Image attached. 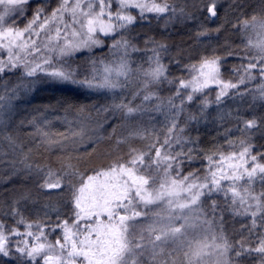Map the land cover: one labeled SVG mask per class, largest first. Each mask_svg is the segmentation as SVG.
Listing matches in <instances>:
<instances>
[{
  "label": "snow or ice",
  "instance_id": "1",
  "mask_svg": "<svg viewBox=\"0 0 264 264\" xmlns=\"http://www.w3.org/2000/svg\"><path fill=\"white\" fill-rule=\"evenodd\" d=\"M31 4L32 0H0V130L7 127L5 117L13 101L42 84L74 86L89 95L102 94L105 101L91 106L103 121L95 120L86 105L62 101L58 108L50 106L63 111L69 133L47 131L50 121L46 118L29 120L36 129L32 135L42 145L63 148L65 142L75 146L85 138L99 143L101 137L93 140L89 135L92 123L99 128L110 117H120L121 126L129 130L116 137V155L101 167H91L79 155L77 163H72L70 154L58 157L59 168L33 165L28 162L31 149L24 153L19 161L22 170L41 176L38 187L50 198L66 193L69 212L61 214L58 199L45 205L56 213L54 224L49 222V211L44 212L43 222H26L16 207L18 201L14 202L5 215L19 217L16 225H23L24 231L6 228L0 221V258L13 264H244L245 258H255V264H264V151H254L252 143L253 130L264 129V115L247 118L240 109L229 113L241 137L238 145L227 140V148L214 145L202 150L198 138L186 135V128L205 118L210 104H222L230 90H236L233 98L251 96L248 110L258 101L264 103V0L253 14H242L233 24L241 34L240 51L229 47L224 56L215 51L201 56L196 63L183 66L187 77L172 79L163 63L167 45L146 37L141 49L133 43L131 32L137 24L165 16V26L175 20H194L195 12L187 10V4L177 0H40L29 18ZM191 8L206 11L207 20L218 16L217 0H194ZM199 27L198 39L219 32L223 25L209 29L202 23ZM105 47L114 59L95 55V50ZM141 51L151 52L146 58L148 67L140 64L134 69L132 54ZM78 55L85 60L73 66ZM228 57L240 61L232 68L238 76L235 83L222 79L221 68ZM9 73H18V83L11 89L5 80ZM133 77L139 87L128 99L125 91ZM257 79L255 88L240 91L241 85ZM164 83L174 86L167 97L158 91ZM212 86L218 89L214 101L206 94ZM137 98L141 103H134ZM153 100L156 103L149 107ZM192 106L196 111L190 110ZM152 113L164 118L159 129ZM2 138L13 150L21 147L11 134ZM137 139L143 147L134 145ZM122 145L126 152H120ZM85 153L91 155L87 149ZM198 161H203L200 168L184 171ZM81 163L86 165L83 170ZM11 164L15 170L16 161ZM226 213L246 219L234 230L239 239L226 235ZM53 233L57 234L54 241L49 239Z\"/></svg>",
  "mask_w": 264,
  "mask_h": 264
},
{
  "label": "trees",
  "instance_id": "2",
  "mask_svg": "<svg viewBox=\"0 0 264 264\" xmlns=\"http://www.w3.org/2000/svg\"><path fill=\"white\" fill-rule=\"evenodd\" d=\"M40 0H32L31 7L28 9V16L31 17L32 11L35 9ZM194 0H177L178 4H187V10L195 12V19L191 21L175 20L172 23L165 26L166 16L156 20L152 19L151 23H144L143 25L137 24L133 27L131 37H134L133 43L139 48H144V39L146 37H152L158 42H162L167 45L168 51L163 54V63L168 66L169 78L175 77H187L188 73L184 70L183 66L191 63H196L201 56H210L215 51V54L224 56L229 47L240 51L241 34L237 29L233 27L243 15L253 14L254 9H258L260 0H217L218 16L212 20H207L206 11H195L191 8ZM240 4L243 7H237ZM135 14V12H134ZM152 14H149L151 16ZM25 21L21 22V27ZM204 24L209 29H215L220 27L219 32H210L209 35L199 37L196 36V32L200 30V24ZM106 43H110L106 42ZM97 57H104L106 60L114 59V57L108 56L107 47L104 49L95 50ZM147 55H151V52L145 54L143 51L132 54V60L134 61L132 67L135 69L138 65L143 64L145 68L148 67L146 63ZM85 60L84 56L78 55L74 65L83 64ZM178 62V63H177ZM240 63L236 57H228L223 63L221 68L222 79L232 80L237 82L238 76L232 72L234 65ZM17 74H7L5 80H7V87L11 89L17 83ZM259 83V79L252 83L241 85L240 91H244L245 88H255ZM139 87V81L133 77L132 83L125 91V95L128 99H131V92L135 91ZM159 95L161 97H167L174 91V86H169L167 83L159 86ZM218 89L216 86H212L206 90V94L210 101L215 100L216 92ZM236 90H230L229 96L223 98V103L216 105L210 104L207 109L206 117L201 119L198 123L193 122L186 128V135L192 138H198L199 147L202 150L211 149L214 145H222L227 148V140H232L238 145L241 133L237 130V121L229 115V113L235 114L237 109L244 112L245 117L251 118L253 114L260 116L264 115V103L256 102L254 109L248 110L249 105L252 103L251 96L246 95L243 100L239 96L233 98V93ZM68 101L74 104L89 106L88 110L92 112V116L95 120L103 121V116H97L95 111L92 110V105L103 104L105 101L102 98V94L94 93L89 95L82 89H77L70 85H52L42 84L36 90L25 95L20 94L19 98L13 101L12 110L9 116H6L7 127L0 130V221H3L6 228L19 227L21 232L24 231L23 225H16V219L11 215H5L10 213L14 202L20 213L24 217L26 222H43L45 220L44 212L49 211L51 217L50 223L54 224L56 220V213L51 212L45 207L48 203H59L61 214L68 213L69 209L65 204L67 200V194L65 193L62 198L49 197L45 192L41 191L38 184L41 182L42 177L37 176L34 173L29 175L23 171V165L19 163L23 159V154L28 153L31 149L29 163L33 165H51L53 168H59L60 163L58 157L64 155L73 156L72 163H77L75 157L77 155L83 156L84 160L90 161L91 167H101L106 165L116 155L114 151L116 137L127 135L128 128L122 127L124 123L120 117H110L107 122H104L102 127L97 128L95 123H92V129L89 135L93 140L96 137H101L99 143L92 144L87 138L82 144L75 146L68 142H65L63 148L59 145L53 144L52 146L42 145L38 137H34L36 129L28 121L34 117L39 120L47 119L50 124L46 126V130L53 133H69V125L63 121V111H53L50 106L57 107L59 102ZM136 104L141 103V100L137 98ZM153 100L148 102L150 107L155 104ZM198 103V101H197ZM191 111H196L195 107H190ZM156 117L154 121L157 129L160 128V121H163V116L158 113H152ZM59 117V118H58ZM69 119H72L70 116ZM148 119L147 116L144 117ZM183 126V124H182ZM72 127H75L73 125ZM115 127V133L113 128ZM230 130V131H228ZM252 143L256 145L255 150L264 151V129L253 130ZM11 134L17 138V143L21 147L13 150L8 145V142L2 137L4 135ZM111 137V139H109ZM136 147H143V142L140 140H134ZM93 148L95 149L93 151ZM85 149L88 150L91 155L85 153ZM127 147L121 146L120 152H126ZM112 155L109 156L108 153ZM16 161L15 170L12 167L11 162ZM203 161H198L191 167H185L184 171H191L192 168H200ZM81 169L83 170L86 165L81 163ZM91 174V173H89ZM203 174V173H201ZM257 187H259L257 185ZM26 196V199L22 197ZM222 200V197H215ZM225 233L232 239H239V233L235 232V229H239L241 222H247L246 219L242 220L240 217L233 218L230 213L225 214ZM53 233L49 239L54 241L56 238ZM13 240L18 239L13 237ZM0 264H13V262L7 258H0ZM244 264H255V258L244 259Z\"/></svg>",
  "mask_w": 264,
  "mask_h": 264
}]
</instances>
